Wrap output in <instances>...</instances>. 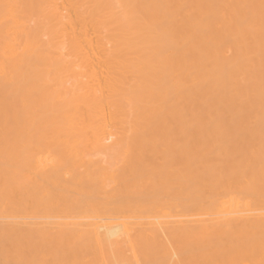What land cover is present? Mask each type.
Masks as SVG:
<instances>
[{
  "label": "bare ground",
  "instance_id": "1",
  "mask_svg": "<svg viewBox=\"0 0 264 264\" xmlns=\"http://www.w3.org/2000/svg\"><path fill=\"white\" fill-rule=\"evenodd\" d=\"M0 264H264V0H0Z\"/></svg>",
  "mask_w": 264,
  "mask_h": 264
}]
</instances>
